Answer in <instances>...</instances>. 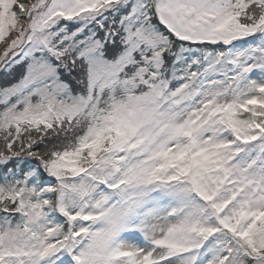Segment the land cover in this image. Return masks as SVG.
<instances>
[{"label": "snow or ice", "instance_id": "1", "mask_svg": "<svg viewBox=\"0 0 264 264\" xmlns=\"http://www.w3.org/2000/svg\"><path fill=\"white\" fill-rule=\"evenodd\" d=\"M0 264H264V0H0Z\"/></svg>", "mask_w": 264, "mask_h": 264}, {"label": "trees", "instance_id": "2", "mask_svg": "<svg viewBox=\"0 0 264 264\" xmlns=\"http://www.w3.org/2000/svg\"><path fill=\"white\" fill-rule=\"evenodd\" d=\"M25 2H26V0H25Z\"/></svg>", "mask_w": 264, "mask_h": 264}]
</instances>
